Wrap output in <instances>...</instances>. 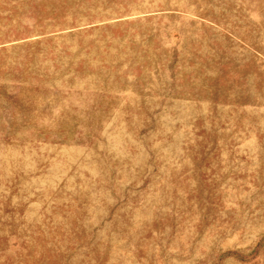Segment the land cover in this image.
<instances>
[{"label": "rangeland", "instance_id": "374dc122", "mask_svg": "<svg viewBox=\"0 0 264 264\" xmlns=\"http://www.w3.org/2000/svg\"><path fill=\"white\" fill-rule=\"evenodd\" d=\"M0 264H264V0H0Z\"/></svg>", "mask_w": 264, "mask_h": 264}]
</instances>
